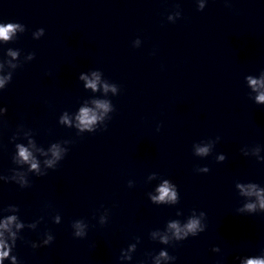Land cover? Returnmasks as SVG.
<instances>
[{
    "label": "water",
    "instance_id": "1",
    "mask_svg": "<svg viewBox=\"0 0 264 264\" xmlns=\"http://www.w3.org/2000/svg\"><path fill=\"white\" fill-rule=\"evenodd\" d=\"M177 5L182 16L172 23ZM8 21L26 31L0 44V60L9 47L21 50V60L29 52L36 58L0 92L8 109L0 116V178L20 167L16 143L34 138L47 150L71 141L55 169L40 157L47 175L29 173L30 187L0 180V211L17 204L25 222L44 217L17 242L22 264H120L121 249L137 237L132 264H148V254L165 247L150 232L192 209L207 213L208 228L167 246L176 264H234L264 232V214L237 212L243 198L236 187L264 186V106L249 99L244 79L264 71V0H208L203 11L196 0H0V22ZM41 27L45 36L36 40ZM96 68L120 86L111 97L116 110L106 131L78 134L59 117L91 95L78 77ZM201 141L213 144L207 158L194 153ZM203 166L210 172H199ZM161 178L177 184L178 205L150 201ZM106 213L109 222L100 225ZM76 219L89 224L84 239L73 235ZM48 230L52 245L27 243Z\"/></svg>",
    "mask_w": 264,
    "mask_h": 264
},
{
    "label": "clouds",
    "instance_id": "2",
    "mask_svg": "<svg viewBox=\"0 0 264 264\" xmlns=\"http://www.w3.org/2000/svg\"><path fill=\"white\" fill-rule=\"evenodd\" d=\"M198 9L203 11L208 4V0H196ZM182 16V12L177 10L170 13L168 21L175 23ZM26 31V26L20 22H0V44H9L17 39L19 34ZM34 39L39 40L45 36V29L38 28L32 33ZM142 40L137 38L133 42L136 48L141 47ZM21 50L18 48H7L6 55L0 60V92H3L12 82L15 72L36 58L35 52H29L21 60ZM83 89L91 95L84 99L74 112L64 111L59 117L61 126L74 128L78 134L96 133L97 131L108 128V122L112 119V113L115 112V106L111 97L120 94V86L107 79L102 70L89 69L79 73L78 77ZM245 84L249 99L255 104L264 106V71L257 74H248L245 76ZM7 107L0 106V116L7 114ZM159 130V129H158ZM221 138L217 136L219 141ZM64 143L71 141L52 142L45 150L39 146L34 138H29L27 144L16 143L14 161L19 168H14L11 174L5 175L0 180L6 183H15L20 188L31 186L28 174L35 176L47 175L45 168L41 166L40 157H46L43 164L47 169H55L61 161L68 155L70 148L63 146ZM213 144L201 141L194 145V153L200 158H207L212 152ZM247 155V153H244ZM225 155H220L219 160H225ZM264 159V157H261ZM201 173H209L210 168L203 166L198 169ZM154 173L151 178H155ZM134 183L129 181V187ZM236 187L239 190V196L243 198L242 205L237 212L241 215L264 214V186L255 181H245L238 183ZM150 201L158 206H176L180 203V191L176 183L171 179L161 178V182L155 185L152 192L148 193ZM20 207L17 204H8L0 211V264H22L20 257L16 254L17 242L23 239L22 233L25 229L37 231L44 217L41 216L31 222H25L20 215ZM177 217H183V211L177 209ZM110 213L101 217L100 225H107ZM52 220L59 225L63 221L61 214L56 213ZM73 235L76 238L84 239L88 236L89 224L84 219H76L71 224ZM208 228L207 213L203 210L192 209L191 214L184 219H170L163 229H155L150 232V238L165 247L160 248L158 252L149 253L148 264H176L177 257L171 255L167 246H174L177 243L188 240L190 237H198ZM55 235L51 230L42 233L40 240L28 241L33 249L48 247L53 244ZM140 238L136 242L130 243L126 248H122L119 256L120 264H132L134 253L140 243ZM212 251L220 253L221 248L214 246ZM239 264H264V250L257 254L241 255L236 257Z\"/></svg>",
    "mask_w": 264,
    "mask_h": 264
}]
</instances>
